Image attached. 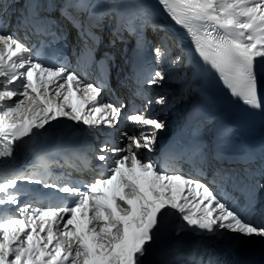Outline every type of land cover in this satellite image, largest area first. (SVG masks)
Instances as JSON below:
<instances>
[{
	"label": "snow or ice",
	"instance_id": "6c2138e0",
	"mask_svg": "<svg viewBox=\"0 0 264 264\" xmlns=\"http://www.w3.org/2000/svg\"><path fill=\"white\" fill-rule=\"evenodd\" d=\"M156 2L188 36L195 61L145 0H0V264H257L240 257L244 244H264V215L253 219L264 151L253 170L255 152L226 144L231 128L206 139L203 124L189 122L179 147L161 144L157 155L167 125L152 112L185 99L206 69L243 106L264 111V0ZM113 71L127 101L103 98ZM172 84L171 99L151 93ZM56 130L67 141L51 151L82 160L70 166L91 180L48 172L49 148L38 141ZM79 136L95 141V165L73 149ZM19 149L36 156V170L17 164Z\"/></svg>",
	"mask_w": 264,
	"mask_h": 264
},
{
	"label": "bare ground",
	"instance_id": "6f19581e",
	"mask_svg": "<svg viewBox=\"0 0 264 264\" xmlns=\"http://www.w3.org/2000/svg\"><path fill=\"white\" fill-rule=\"evenodd\" d=\"M158 12H159V10H158ZM159 18H160V20L159 21H157L158 23H160L161 25H162V27L164 28V30L165 29H169L168 31H170V26H171V24H173V22H171L170 21V19L169 18H167L163 13H160L159 12ZM167 31V32H168ZM149 38L150 39H153V37H152V34L151 33H149ZM184 55L186 56V53L184 52ZM257 73H258V76H262L263 75V77H264V67H261V66H258V68H257ZM89 80L90 81H92V78L91 77H89ZM260 81H261V83L263 84V86H264V79H260ZM174 84H172V85H165L164 86V88H162V89H160V90H157L156 92H155V95L157 94H167L168 96H169V98L171 99V97H172V95L174 94V93H176L177 92V89H178V86L177 85H175V86H173ZM191 93V92H190ZM191 97V96H190ZM103 98L106 100V101H112L111 99H112V97H106L105 96V93H103ZM184 101H186V99L185 100H183V102ZM112 102H114V101H112ZM183 102H181V104H183ZM186 104V103H185ZM185 104H183V106L180 108V109H178L179 108V106H174L173 108H171V109H167V110H164V113L166 114H168L169 113V111H173L175 114H181V113H183L184 111H186V108H185ZM154 108H159V107H154ZM119 127V129L121 130V131H125V130H127V131H132V129L130 128V126L127 124V122H125V121H123V120H121V123H120V125L118 126ZM90 148H89V145L87 146V151H86V153H87V156H89L90 155ZM156 154L157 155H159V151L157 150V152H156ZM86 158H88V157H86ZM91 164L92 165H94V163L92 162V159H91ZM181 168H182V170H183V172L185 173V174H187V175H191V176H193V177H195V178H198V176H197V174H196V172H195V169H193V170H191L190 171V169H189V166H184V165H182V166H180ZM250 167H252V169L253 170H256V169H258L259 168V164L257 163V164H254L253 166H251L250 165ZM261 218V216H255L254 217V220H259ZM215 243H219V244H226V243H229V241L227 240V239H224V240H217V241H214ZM259 241L258 240H254V241H251V242H248V243H258ZM152 258V256H150L148 259L150 260Z\"/></svg>",
	"mask_w": 264,
	"mask_h": 264
},
{
	"label": "rangeland",
	"instance_id": "374dc122",
	"mask_svg": "<svg viewBox=\"0 0 264 264\" xmlns=\"http://www.w3.org/2000/svg\"><path fill=\"white\" fill-rule=\"evenodd\" d=\"M175 85H176V84H174L173 86H175ZM177 86H178V85H177ZM106 94L108 95V93H106ZM189 97H190V92L187 94V96H186L185 99L188 100ZM185 99H183V100H185ZM183 100H182V101H181V100H178V101H177V104H176V105L179 106L178 109H180V108L182 107L183 104H181V102H183Z\"/></svg>",
	"mask_w": 264,
	"mask_h": 264
}]
</instances>
